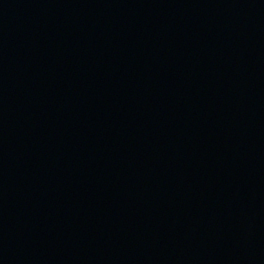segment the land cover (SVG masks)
<instances>
[{
    "label": "water",
    "instance_id": "water-1",
    "mask_svg": "<svg viewBox=\"0 0 264 264\" xmlns=\"http://www.w3.org/2000/svg\"><path fill=\"white\" fill-rule=\"evenodd\" d=\"M0 264H264V0H0Z\"/></svg>",
    "mask_w": 264,
    "mask_h": 264
}]
</instances>
